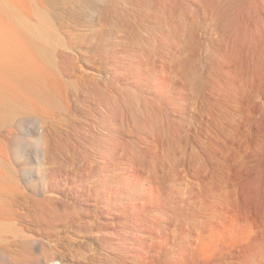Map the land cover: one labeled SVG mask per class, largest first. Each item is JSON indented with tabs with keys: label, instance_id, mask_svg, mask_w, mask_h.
<instances>
[{
	"label": "bare ground",
	"instance_id": "bare-ground-1",
	"mask_svg": "<svg viewBox=\"0 0 264 264\" xmlns=\"http://www.w3.org/2000/svg\"><path fill=\"white\" fill-rule=\"evenodd\" d=\"M71 1L0 0V264H264V0Z\"/></svg>",
	"mask_w": 264,
	"mask_h": 264
},
{
	"label": "rangeland",
	"instance_id": "rangeland-1",
	"mask_svg": "<svg viewBox=\"0 0 264 264\" xmlns=\"http://www.w3.org/2000/svg\"><path fill=\"white\" fill-rule=\"evenodd\" d=\"M67 3L69 5H73L71 0H67ZM77 4L81 7V9H83L82 10L84 12L83 14L84 15L86 14L85 17H87L85 18L83 15L82 21L84 22V25L83 27H81V30L83 31V32L81 31V34H89L88 36H90L92 34L91 33V29H93L92 27L95 28L94 24L102 16L108 18L110 21V24L106 26L105 30L108 31L111 30V32H113V34H111L110 32L111 38L114 39L117 37L120 38L123 35V31L126 30V32L130 33L131 39L136 41L137 43L136 46L141 47L142 49L148 47L147 45H143V44L145 40L149 38V42L151 44L149 45L150 48L157 47L156 43L159 40L161 29H147L145 28L146 26L144 25V23L141 21L143 17L137 20L138 17L139 18L141 17L140 15L141 13L144 15L147 9L152 10L154 8L153 5L154 0H78ZM175 18L178 19V20L176 19V22L178 23L179 27L181 26L183 28V30H187L189 28V27L186 28L183 17H180L179 14L176 15ZM172 23H173L172 21L161 19L160 25L159 24L157 25H159L160 27L162 26L161 24H164L168 28L170 27L169 24ZM114 25L117 27H115ZM151 28H154V26H152ZM139 38L142 39L140 40ZM88 44H90V42H88ZM130 105L132 107V111L134 113L135 118L137 119L138 117L140 118L141 112L144 110V108L135 90H132L130 92ZM134 124H138V122L134 121ZM33 129H34L33 125H27V127L24 128L23 134L25 135L28 134L27 136H25L26 139H29L31 141L35 140L33 136H29L30 134H32L31 132ZM27 150H25V152L27 153V157L24 162V167L30 169L35 166V161H34L35 152L31 148H28ZM203 240L208 241L207 248L210 249L211 248L210 240L206 239V236L203 237ZM26 251L27 253L31 254L33 257H43L46 254H48V255H52L56 260L59 261L62 260L61 255L52 250V246L47 245L45 249L41 247H39L38 249L28 247Z\"/></svg>",
	"mask_w": 264,
	"mask_h": 264
}]
</instances>
